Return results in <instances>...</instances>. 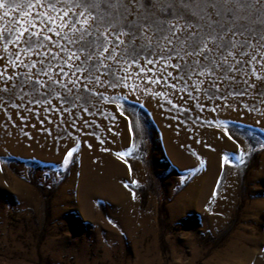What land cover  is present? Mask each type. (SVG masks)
<instances>
[{
  "label": "rangeland",
  "instance_id": "374dc122",
  "mask_svg": "<svg viewBox=\"0 0 264 264\" xmlns=\"http://www.w3.org/2000/svg\"><path fill=\"white\" fill-rule=\"evenodd\" d=\"M29 2L5 0L20 7L0 9V33L27 25ZM22 48L0 43V98L19 106L0 104V264H264V61L219 72L217 93L216 73L187 79L146 49L118 87L64 67L37 106L19 84L40 65H26L55 52L61 80L80 61ZM76 76L90 92L63 103Z\"/></svg>",
  "mask_w": 264,
  "mask_h": 264
},
{
  "label": "snow or ice",
  "instance_id": "6c2138e0",
  "mask_svg": "<svg viewBox=\"0 0 264 264\" xmlns=\"http://www.w3.org/2000/svg\"><path fill=\"white\" fill-rule=\"evenodd\" d=\"M257 4L264 9V0H31L27 8H35L36 11L21 13L29 16L27 25L15 20L18 27L9 29L6 34L0 33V43L5 51L10 45H23L15 53L17 58L23 50L31 52L35 49L39 55V50L49 44L65 53L66 61H80L79 64L66 62L61 66V80L54 79L52 73L53 68L58 66L54 63L58 59L55 52L49 51L46 57L26 65L30 70L40 65L36 72L25 73L19 84L24 95L31 94L34 97L33 103L37 106L48 94L44 90L51 87L54 91L56 86L66 87L62 83L68 75L64 67L74 69L73 75L87 73L84 80L90 83L118 87L123 79L119 72H127L124 64H137L146 49L148 52L158 50L157 55L164 60L165 66L176 68L187 79H191L192 75L202 77L209 72L216 73L217 79L209 77V84L218 93L220 82L227 79L219 76V72H238L245 64H260L264 61V28L258 33L252 27L257 23L264 25V19L261 18L264 12L252 18ZM18 7L20 5L0 0V9L15 11ZM178 8L183 11L178 12ZM169 9L172 10L171 18L167 15ZM52 36L75 45L76 50L65 48L63 43L53 41ZM144 59L147 60V55H144ZM172 59L177 63L169 64ZM251 75L260 79L255 72ZM42 76L48 79L42 80ZM101 76L112 77V80H101ZM80 79V76H76V79L69 80L72 88H67L68 95L57 99L68 104L73 103L74 98L86 99L84 94L89 93L90 89L84 87L81 91L78 83ZM73 89L76 91L73 92ZM0 92L6 93L8 89H0ZM204 92L209 99H220L208 89ZM13 95L17 99L22 98L18 93ZM91 95L96 93L92 92ZM0 104L19 107L4 98H0ZM172 106L176 107L175 104ZM224 106L227 107V103ZM224 135L231 139L228 132ZM71 155L72 152H68L65 162ZM135 183L133 181V185Z\"/></svg>",
  "mask_w": 264,
  "mask_h": 264
}]
</instances>
